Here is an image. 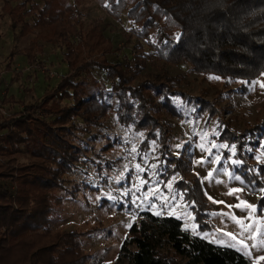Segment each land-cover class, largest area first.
<instances>
[{
  "label": "trees",
  "instance_id": "trees-1",
  "mask_svg": "<svg viewBox=\"0 0 264 264\" xmlns=\"http://www.w3.org/2000/svg\"><path fill=\"white\" fill-rule=\"evenodd\" d=\"M3 1L0 19L7 13L14 32L20 28V35H33L22 51L29 63L42 66L37 60L42 40L65 48L68 74L35 103L13 96L2 101L22 109L5 116L0 107V264H89L79 243L84 233L53 226L66 200L68 175L87 161L90 143L105 136L110 115L123 127L145 132L141 149L155 142L168 166L180 161L168 156L170 119H183L175 98L197 108V117L218 115L226 125L215 106L187 94L182 80L165 68L186 64L208 79L220 77L229 92L237 84V92L247 94L245 82L264 77V0H97L117 21L126 14L134 23L133 52L121 61L109 59L121 48L98 27L73 29L69 22L77 11L71 0ZM138 5L149 6V14ZM152 58L165 65L146 74ZM233 136L238 145L260 147L264 120ZM116 143L109 139L103 149ZM9 178L13 186L4 181ZM124 259L128 264H249L240 253L192 235L181 221L150 212L139 214L113 264Z\"/></svg>",
  "mask_w": 264,
  "mask_h": 264
},
{
  "label": "rangeland",
  "instance_id": "rangeland-1",
  "mask_svg": "<svg viewBox=\"0 0 264 264\" xmlns=\"http://www.w3.org/2000/svg\"><path fill=\"white\" fill-rule=\"evenodd\" d=\"M71 1L77 11L69 22L73 29L98 27L116 47L121 48L120 53L109 55L112 61H121L125 55H131L136 39L130 38L134 23L126 14L119 22L97 0ZM3 5L4 1L0 0V10ZM138 9L149 14V6L138 5ZM1 14L0 107L2 114L8 116L20 111L22 105L2 104L4 99L13 96L28 104L35 103L46 91L59 84L68 74V69L63 63L65 48L42 40L38 44L43 47V52L37 55L42 66L31 65L22 51L30 46L33 35H20V28L14 32L10 16L4 12ZM36 32L39 33V30ZM147 52H150L148 48ZM151 61L153 64H149L146 74L159 73L165 65L153 58ZM165 69L169 75L182 80L181 89L191 97L203 99L215 106L226 125L220 123L218 115L210 117V113H205L197 117V108L175 98L174 103L183 114V119H170L173 139L168 156L180 160L177 167L173 164L168 166V159L158 153L155 142L141 149L145 132H136L134 127H123L115 115H110L102 129L105 136L98 142L90 143V148H94L88 153L87 161L78 164L74 173L68 175L70 182L64 191L66 200L53 220V226L84 233L79 243L90 255L89 264H113L121 253L128 230L138 222L139 214L150 212L156 215L157 211L160 215L156 216L173 217L181 221L189 233L195 230L197 234L194 236L217 247L232 249L248 260L249 257L229 246L230 243L237 244V247H243L241 241L247 243L252 259L264 255V248L252 247L253 244H259V234L255 241L246 240L239 236L241 229L234 222L219 215L232 213L243 218L245 214L240 209L226 206L236 205L239 202L237 197L253 205L264 206V193L259 192L264 187V172L262 168L260 170L264 165V141L260 147L256 143L242 146L231 141L233 135L241 134L264 120V89L257 84L254 89L249 88L247 94H241L237 92V84H233L232 92H229L222 81L203 77L186 64L168 65ZM94 73L101 79L105 78L98 71ZM258 81L264 83V77ZM109 139L117 143L109 150H104ZM201 143L211 149V156L201 150ZM213 143L217 146L228 144L229 148L218 150L212 147ZM232 145L236 146L235 155L230 152ZM217 154L220 155L219 164L197 163L201 160L213 161ZM232 160H242L243 164L233 165ZM136 165L144 170L138 171ZM225 168L239 175L240 181L223 174ZM213 169H216L213 179H206L207 173ZM142 180L145 183L142 184ZM4 181L13 186L12 178ZM169 183L172 184L171 190L166 187ZM231 188H242L243 191L229 195ZM150 191L153 195L148 196ZM180 193L184 194L183 199ZM208 196L223 203H213ZM193 201L195 207L190 206ZM185 205L189 207L185 208ZM185 212L191 215H185ZM261 231L264 232V228ZM225 232L236 234L237 240L231 241L230 237L223 235ZM205 233L208 234L207 238ZM122 264H128L127 260L124 259Z\"/></svg>",
  "mask_w": 264,
  "mask_h": 264
},
{
  "label": "snow or ice",
  "instance_id": "snow-or-ice-1",
  "mask_svg": "<svg viewBox=\"0 0 264 264\" xmlns=\"http://www.w3.org/2000/svg\"><path fill=\"white\" fill-rule=\"evenodd\" d=\"M177 39H179V37H177ZM210 79L219 80L220 77L213 76V77H210ZM245 83H250V90L254 89L257 84H259L261 89H264V83H261L259 81H252V82H245ZM216 134L218 135V133H216ZM199 147L201 148L202 151H207L209 156L212 155L211 149L206 148L203 143H201L199 145ZM212 147L217 148L219 150V148H229V145L228 144H221V145L217 146L215 143H213ZM133 151H135V148H133ZM230 152L232 153V155L236 154V146L235 145H232L230 147ZM257 159H261V157H257ZM197 163H200V164L217 163V164H219L220 163V155L217 154L213 161L201 160V161H198ZM232 164L238 166V165L243 164V161L242 160H232ZM136 168L138 171L144 170L143 168L140 167V165H136ZM215 171H216V169L209 171L207 173L206 179L212 180L213 179V172H215ZM222 171H223V174L228 175L230 179L240 181L239 175H235L233 172H228L226 168L223 169ZM257 175H259V173H257ZM173 179H175V177ZM216 182L221 183V181H216ZM141 183L143 184V183H145V181L142 180ZM241 183H243V181H241ZM201 184H203V181H201ZM166 187L169 190H171L172 184L169 183V184H167ZM137 190L139 191V189H137ZM241 191H243L242 188H231V189H229L228 194L234 195V194L239 193ZM259 192L264 193V187H261L259 189ZM204 194L207 196V192H205ZM147 195L151 196V195H153V192L150 191ZM183 195H184L183 193H180L181 199H183ZM110 199H111V197H110ZM164 199L166 200L167 198L165 197ZM208 199L211 200L213 203H223V201L214 200L211 196H208ZM237 200L239 202L236 205H226V206L229 208L240 209L245 214L243 218H238L232 213H220L219 215L226 216L232 222H234V224L237 225L241 229L239 236L243 237L246 240L255 241L257 235L259 234L261 236L259 244L258 245L253 244L252 247L264 248V232L261 231V229L264 228V206L253 205L251 203H248L247 201L240 200L239 197H237ZM190 206L195 207V201H193ZM153 207H155V206L153 205ZM187 207H189V205H185V208H187ZM155 214L160 215V212L157 211ZM185 215H191V214L185 212ZM212 215H218V214L213 213ZM245 221H247V223ZM192 234L196 235L197 233L195 232V230H193ZM245 234H247V235L245 236ZM223 235L230 237L231 241L237 240L236 234L225 232V233H223ZM204 236H205V238H207L208 234L205 233ZM221 243H223V241H221ZM241 243L243 244V247H237V244H235V243H230L229 246L237 248L238 251H242L245 256L249 257V264H261V262L264 261V255H260V256L256 257L255 259H252V253H251V251H249V245L247 243H243V241H241Z\"/></svg>",
  "mask_w": 264,
  "mask_h": 264
}]
</instances>
